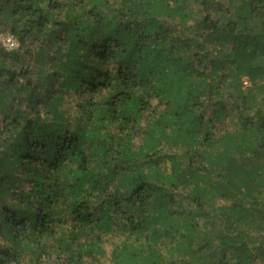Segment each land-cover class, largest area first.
Wrapping results in <instances>:
<instances>
[{
    "label": "trees",
    "instance_id": "trees-1",
    "mask_svg": "<svg viewBox=\"0 0 264 264\" xmlns=\"http://www.w3.org/2000/svg\"><path fill=\"white\" fill-rule=\"evenodd\" d=\"M4 32L0 264H264V0H0Z\"/></svg>",
    "mask_w": 264,
    "mask_h": 264
},
{
    "label": "rangeland",
    "instance_id": "rangeland-1",
    "mask_svg": "<svg viewBox=\"0 0 264 264\" xmlns=\"http://www.w3.org/2000/svg\"><path fill=\"white\" fill-rule=\"evenodd\" d=\"M11 37V35H9L8 33H0V43L4 46H6L7 48H9V46L6 45L8 38ZM16 40V39H15ZM16 45H17V40H16ZM15 45V46H16ZM245 86L249 85V81L245 78Z\"/></svg>",
    "mask_w": 264,
    "mask_h": 264
},
{
    "label": "built area",
    "instance_id": "built-area-1",
    "mask_svg": "<svg viewBox=\"0 0 264 264\" xmlns=\"http://www.w3.org/2000/svg\"><path fill=\"white\" fill-rule=\"evenodd\" d=\"M9 48H12L16 45V40L13 37H9L6 43Z\"/></svg>",
    "mask_w": 264,
    "mask_h": 264
}]
</instances>
